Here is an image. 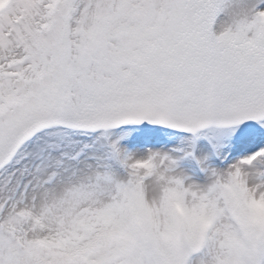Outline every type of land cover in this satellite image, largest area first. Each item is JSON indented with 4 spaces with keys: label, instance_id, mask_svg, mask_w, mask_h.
<instances>
[{
    "label": "snow or ice",
    "instance_id": "1",
    "mask_svg": "<svg viewBox=\"0 0 264 264\" xmlns=\"http://www.w3.org/2000/svg\"><path fill=\"white\" fill-rule=\"evenodd\" d=\"M0 264H264V0H0Z\"/></svg>",
    "mask_w": 264,
    "mask_h": 264
}]
</instances>
